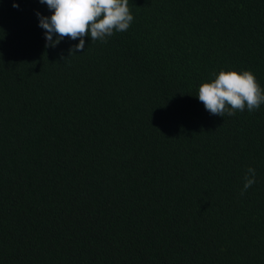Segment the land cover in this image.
<instances>
[{"label":"trees","instance_id":"16d2710c","mask_svg":"<svg viewBox=\"0 0 264 264\" xmlns=\"http://www.w3.org/2000/svg\"><path fill=\"white\" fill-rule=\"evenodd\" d=\"M129 7L70 55L46 4L0 0V264H264V104L196 96L221 70L264 88V0Z\"/></svg>","mask_w":264,"mask_h":264},{"label":"clouds","instance_id":"9594fccd","mask_svg":"<svg viewBox=\"0 0 264 264\" xmlns=\"http://www.w3.org/2000/svg\"><path fill=\"white\" fill-rule=\"evenodd\" d=\"M51 11L50 16L36 13L39 27L45 30V47H55L65 38L79 39L70 55L85 49V37L107 43L117 32L127 31L134 20L129 0H39ZM14 8L19 4L13 3ZM53 36L56 39H53ZM198 99L211 115L234 116L247 109L258 110L264 104L262 88L252 71L221 70L210 82L199 86ZM241 195L256 183V169L249 167Z\"/></svg>","mask_w":264,"mask_h":264}]
</instances>
